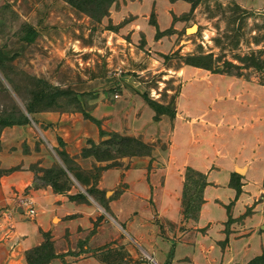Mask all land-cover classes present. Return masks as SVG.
I'll return each instance as SVG.
<instances>
[{
    "label": "crops",
    "instance_id": "0c3cea01",
    "mask_svg": "<svg viewBox=\"0 0 264 264\" xmlns=\"http://www.w3.org/2000/svg\"><path fill=\"white\" fill-rule=\"evenodd\" d=\"M236 2L242 9H254L263 0ZM189 10L190 5L181 0H117L100 21L98 32L116 53L127 47L132 51L141 35L146 47L158 48L167 36L154 39L150 15L158 30L164 31L172 27V15L178 18ZM188 69L202 70L190 66L181 70L185 74ZM203 93L209 94L208 100H201ZM211 93L183 85L177 101V134L160 166L142 160V165L127 170L113 167L100 173L96 188L105 196L120 183L126 188L109 200L113 216L102 220L93 233L100 208L68 199L80 192L54 193L48 183L40 182L31 167L38 163L37 167L46 168L41 161L43 144L36 150L38 138L27 125L4 128L0 134V264H26L25 252L42 244V233L49 234L57 255L47 264H106L100 254L117 234L113 224L157 264H245L264 254V86L249 81L227 86L224 94L230 98L222 101H213L216 95ZM198 105L216 110L214 117H200L199 123L222 126L195 124ZM62 116L57 131L64 150L70 157L79 155L84 121L74 118L69 123L70 118ZM204 129L218 135L204 137ZM46 140L55 146L56 136L48 133ZM237 167H243L241 174ZM12 168L17 169L4 173ZM187 169L203 174L206 181L196 216L183 212ZM231 174L239 176L241 193L236 199L229 185ZM21 197L30 200L33 216H26L25 207L18 208ZM132 209L139 213L130 216Z\"/></svg>",
    "mask_w": 264,
    "mask_h": 264
},
{
    "label": "rangeland",
    "instance_id": "374dc122",
    "mask_svg": "<svg viewBox=\"0 0 264 264\" xmlns=\"http://www.w3.org/2000/svg\"><path fill=\"white\" fill-rule=\"evenodd\" d=\"M151 18L154 20V15ZM178 18L172 24L176 27L174 35L167 36L158 48L155 45L146 47L145 36L141 35L132 51L127 47L116 53L109 49L110 45L98 32L100 22L63 0H0V54L4 60L0 78L7 79H2L6 92L0 90V109L10 108L9 97L20 107L33 102L35 122L31 121L27 126L38 138L36 150L38 144L44 146L41 161L46 168L37 167V163L31 170L44 183L41 178L46 170H50L61 188L80 192L85 195V204L97 205L100 210L93 222L95 230L102 220L109 221L113 216L100 204L108 206L109 200L126 188L120 183L105 196L104 191L96 188L100 173L113 167L127 170L130 165H142V160L148 161V165L151 162L156 166L162 164L168 144L177 134L175 118L180 108L177 101L183 85L191 84L200 90L211 91L216 95L213 101H222L230 98L224 94L227 86L242 81L264 82V0L254 9H242L236 0H201L193 12ZM190 28L193 31L186 33ZM32 32L33 41L28 43L25 38ZM206 54L212 55L213 67L221 74L193 69H188L190 72L185 74L182 72L181 69L187 66L184 64L187 56ZM208 95L199 94L202 101L208 100ZM144 96L167 106L171 114L161 115L159 121H154V111ZM200 106L203 105L196 108L200 114L195 124L210 128L222 126H214V122L199 123L200 117L210 119L216 115L215 109L209 111ZM62 115L70 118L69 123L74 118L84 121V126L80 127L84 133L82 149L91 150L86 156L81 149L79 155L65 158L70 172L56 153L63 146H58L57 139L55 146L46 140L48 133L52 138L59 137L57 130ZM87 115L98 124L87 119ZM99 130L106 135L100 137ZM207 131L203 130L204 137L218 135ZM114 132L140 139L150 146L149 155L120 157L112 151V157L106 158L93 153L96 149L110 147L100 142ZM201 135L198 137L202 138ZM91 142L95 144L93 148ZM106 165L109 168L103 169ZM187 174L189 179L199 181V176L193 172ZM89 188L98 191L95 197L86 194L85 190ZM138 213L132 209L130 216ZM112 228L117 234L104 246L105 250L100 254L102 261L106 264H157L125 232L114 224Z\"/></svg>",
    "mask_w": 264,
    "mask_h": 264
},
{
    "label": "trees",
    "instance_id": "16d2710c",
    "mask_svg": "<svg viewBox=\"0 0 264 264\" xmlns=\"http://www.w3.org/2000/svg\"><path fill=\"white\" fill-rule=\"evenodd\" d=\"M65 1L69 6L72 8L83 12L87 17L90 19L95 20V22L99 23L102 18L108 16L109 8L110 6L116 2L117 0H63ZM170 3H174L178 0H168ZM190 5V10L188 13H191L194 11L196 6L200 3L201 0H181ZM153 14L150 15V24L155 27L156 33L154 36V39H159L163 36H168L173 33L172 27H169L168 29L164 31H159L158 27L155 23V21L151 18ZM179 18H176L172 15V22L176 21ZM34 32H32L29 36H27L25 39L26 42L30 43L33 41ZM162 58H166L167 55H160ZM3 58L0 54V67L3 65ZM184 64L190 67H194L197 69H202L209 71L213 74H221L213 67V61H212V55L206 54V55H196V56H187L184 59ZM227 65H230L229 63H226ZM257 69L261 70L260 66H256ZM2 79L6 80L5 77H2ZM2 79L0 78V90L2 92H6V87L4 86ZM260 85L264 86V82L260 83ZM56 93V92H55ZM34 93H32L33 96ZM36 95L34 94V98ZM33 98V99H34ZM144 100L148 104V106L154 111L153 120L158 121L161 115L164 114H171L169 112V109L167 106L159 104L153 100H150L149 98L144 96ZM9 102L11 103L9 109H0V134L1 131L4 128H9L13 126H25L27 124H30L31 121L35 122L32 115L35 112L34 104L33 102L28 103L27 105L23 104L22 107L17 105L14 100H12L9 97ZM173 114V113H172ZM87 119L93 121L94 123L98 124V121L93 119L91 116L87 115ZM106 133H104L102 130H99V136L103 137ZM58 146H63L62 149L56 151L58 157L60 158L62 164L66 168L68 172H70V169L67 167V164L65 162V158L68 156L67 153L64 150V144L60 140L59 137L56 138ZM100 144L110 147L105 148L103 150L96 149L93 151V153H98L104 155L106 158H111V152L115 151L120 157H137V156H148L150 153V146L143 143L140 139L134 138V137H123L120 136L118 133H112L109 135L108 139L102 140ZM95 146L94 143H90V147L93 148ZM81 153L86 156L89 155L88 153H91V150L88 151V148L82 149ZM109 168L107 165L103 168L106 169ZM17 168H12L10 170L5 171L4 173L11 172L16 170ZM191 171L195 175L199 176V181L195 182L188 178V172ZM59 173L63 174V170H59ZM43 181L48 183L54 193H65L69 191L68 188H61L60 185L57 184L55 181V177H53V174L50 172V170H46L44 172L43 178H41ZM191 180L188 184V181ZM230 187H232L235 191V199L238 197V195L241 193L240 189V182H239V176L236 174H231L230 178ZM206 186L205 176L199 172H195L193 170L187 169L186 170V182L184 184V215L185 216H196L198 213L200 204L202 203L201 200V192L202 189ZM191 192H188V191ZM86 194L95 197L94 194L98 193L97 190L94 189H86ZM68 199L75 202H86L85 195L83 194H76V195H69ZM100 206L104 209L105 212L109 213L108 206L101 205ZM227 211H229V206L226 207ZM95 231V224L93 223V229L91 233ZM43 236V242L40 246L35 247L31 250H28L25 252V260L26 264H47L50 260L57 257L56 254L53 252L52 248V242L50 241V236L48 233H42ZM245 264H264V254L257 256L253 259H251L249 262Z\"/></svg>",
    "mask_w": 264,
    "mask_h": 264
},
{
    "label": "built area",
    "instance_id": "2783aa9c",
    "mask_svg": "<svg viewBox=\"0 0 264 264\" xmlns=\"http://www.w3.org/2000/svg\"><path fill=\"white\" fill-rule=\"evenodd\" d=\"M114 98H118V95L115 94ZM30 204V200H28L27 198H20L19 202L17 203L18 208H23V207H27L26 210V216L31 217L34 215V210L33 208H31Z\"/></svg>",
    "mask_w": 264,
    "mask_h": 264
},
{
    "label": "water",
    "instance_id": "95a60500",
    "mask_svg": "<svg viewBox=\"0 0 264 264\" xmlns=\"http://www.w3.org/2000/svg\"><path fill=\"white\" fill-rule=\"evenodd\" d=\"M192 31H193V28H190V29H187V30H186V33H189V32H192ZM236 172H237L238 174H241L242 169L237 168V169H236Z\"/></svg>",
    "mask_w": 264,
    "mask_h": 264
}]
</instances>
